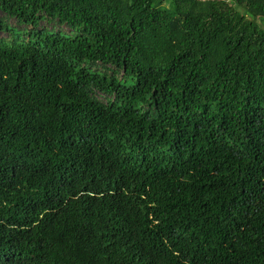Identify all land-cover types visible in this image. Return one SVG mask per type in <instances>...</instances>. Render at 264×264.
I'll list each match as a JSON object with an SVG mask.
<instances>
[{"label":"trees","instance_id":"16d2710c","mask_svg":"<svg viewBox=\"0 0 264 264\" xmlns=\"http://www.w3.org/2000/svg\"><path fill=\"white\" fill-rule=\"evenodd\" d=\"M0 264H264V0H0Z\"/></svg>","mask_w":264,"mask_h":264},{"label":"rangeland","instance_id":"374dc122","mask_svg":"<svg viewBox=\"0 0 264 264\" xmlns=\"http://www.w3.org/2000/svg\"><path fill=\"white\" fill-rule=\"evenodd\" d=\"M1 36V35H0Z\"/></svg>","mask_w":264,"mask_h":264}]
</instances>
